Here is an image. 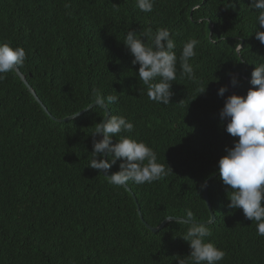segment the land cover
Returning <instances> with one entry per match:
<instances>
[{"label":"trees","instance_id":"obj_1","mask_svg":"<svg viewBox=\"0 0 264 264\" xmlns=\"http://www.w3.org/2000/svg\"><path fill=\"white\" fill-rule=\"evenodd\" d=\"M258 15L251 0H155L150 13L141 12L135 0H0V43L25 49L20 71L53 117L62 120L88 108L94 89L105 97L117 95L118 103L109 105L111 116L134 124L133 132L123 135L145 142L157 162L173 171L151 184L129 181L132 193L110 184L88 166L91 134L105 111L95 107L75 120L56 122L16 73L4 74L0 264H178L189 256L192 249L181 236L190 225L172 222L152 232L137 203L151 227L169 216L185 219L187 209L197 222L210 220L201 185L219 174L226 147L239 139L227 133L220 111L228 96L247 94L252 72L264 63V44L255 35ZM149 27L153 34L168 28L176 43L177 79L167 105L148 99L140 65L132 64L123 42L129 30L139 34ZM190 39L199 41L189 61L191 80L181 75L179 63ZM233 74H240L235 86ZM223 86L228 91L221 97ZM106 160L111 162L108 152ZM121 162L107 173L120 171ZM229 190L220 174L208 185L216 221L206 242L226 252L219 264H264V236L242 209L228 207Z\"/></svg>","mask_w":264,"mask_h":264},{"label":"clouds","instance_id":"obj_2","mask_svg":"<svg viewBox=\"0 0 264 264\" xmlns=\"http://www.w3.org/2000/svg\"><path fill=\"white\" fill-rule=\"evenodd\" d=\"M154 4L155 0H135V6L144 13L152 12ZM251 6L259 10L258 24L260 29H264V0H251ZM260 29L255 32L256 39L264 44V31ZM123 42L134 57L132 64L140 65L138 77L147 88L148 99L169 104L173 95L172 83L177 79V55L174 51L176 43L170 30L158 28L155 34L151 27L139 34L129 30ZM198 43V40L190 39L183 45L179 57L181 75L190 80L195 79V73L189 61L196 55ZM26 58L23 47L13 48L9 42L0 43V80L8 72L19 74ZM251 76L252 87L247 94L228 96L220 111V119L228 121L227 133L239 139L234 140V146L226 147V155L218 162V171L223 184L230 186L228 207L242 209L245 219L256 223L257 234L264 236V63L256 66ZM231 83L233 86L238 83L236 76H232ZM205 91L203 87L200 88V93ZM227 91V86L220 87L218 95L223 97ZM93 93L95 102L90 107L95 105L107 113L109 105L118 103L117 95L105 97L96 89ZM133 130V122L125 116L112 115L106 122L97 123L91 134L94 137L91 152L93 159L88 166L104 173L121 160L120 171L111 176L102 174L110 184L117 187L126 188L129 181L137 185L151 184L172 171L171 167L166 170L163 164L157 162L156 152L145 142L123 135L132 133ZM101 133L103 139H95ZM117 136L118 142L112 143L113 137ZM105 150L111 156V162L97 159L103 156ZM207 183L205 180L201 190L207 187ZM185 216V219L178 222L190 225L181 237L189 242L192 251L189 256L178 259V264H219L224 260L226 252L205 239L212 235L209 225L213 217L207 223L197 222L191 209L186 210ZM174 217L176 216L166 219Z\"/></svg>","mask_w":264,"mask_h":264},{"label":"water","instance_id":"obj_3","mask_svg":"<svg viewBox=\"0 0 264 264\" xmlns=\"http://www.w3.org/2000/svg\"><path fill=\"white\" fill-rule=\"evenodd\" d=\"M240 48H241V47H239L238 50H239ZM16 74H17V73H16ZM239 75H240V74H233V76H239ZM17 76L19 77V79L21 80V82L26 86V88H27V90L29 91V93H30V94L34 97V99H35V100L41 105V107H42V109L45 111V113H47L48 116H49L52 120H54V121H56V122H63V123H65V122H69V121L75 120V119L79 118L80 116L84 115L86 112H88V111H90L91 109H93V108L96 107L95 105H93L92 107H90V106H91V105H90L88 108H86L85 110L79 112L78 114L76 113V114H74V115H72V116H68V117H66V118H64V119H62V120H58V119H56L55 117H53V116L48 112V109L43 105V103L41 102V100H40L39 97L37 96L36 92H35L34 89L29 85V83H28L27 80H26V77L21 73L20 70H19V74H17ZM228 86H229V88H231L229 83H228ZM110 116H111V113H110V111H109V109H108V110H107V113L105 112V117H104V119L102 120L101 123L106 122L107 119L110 118ZM98 136H99L100 139H103V134H102V133H101V134H98ZM106 156H107V151L105 150V153H104L103 159L106 160ZM103 174L106 175V176H110L107 172H104ZM218 175H219V174H215V175H213L212 177H210V178L207 180V182H208V183H207V187L204 189V194H203L204 200H205V202H206V204H207V206H208V208H209V210H210V215H211L210 220H212V217H213V221H212L211 224H213V223L216 221V216L214 215V212L212 211L211 203L209 202V196H208V185H209V183L212 182V181H213ZM124 188H125V187H124ZM126 189H127L128 192L132 193V192H131V189H130L128 186L126 187ZM132 197H133V199L135 200V202L137 203V200H136V198H135V196H134L133 194H132ZM137 208H138L139 217H140L142 223L146 226L147 229H149V230L152 231V232H159L160 230H162L163 228H165L169 223H172V222H178V221H180V220H183V218H175V217H174V218L171 219V220H169V219H165V220H164L159 226H157V227H151L150 225H148V224L144 221V218H143V216H142V214H141V212H140V207H139L138 203H137ZM210 220H209V221H210ZM207 222H208V221H207ZM207 222H202V223H207ZM211 224H210V225H211Z\"/></svg>","mask_w":264,"mask_h":264}]
</instances>
